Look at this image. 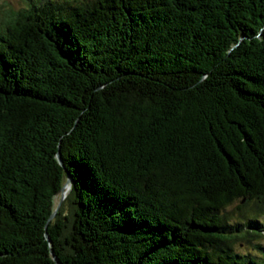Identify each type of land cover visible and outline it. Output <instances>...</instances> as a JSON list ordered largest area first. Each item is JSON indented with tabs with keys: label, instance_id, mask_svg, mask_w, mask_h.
<instances>
[{
	"label": "trees",
	"instance_id": "16d2710c",
	"mask_svg": "<svg viewBox=\"0 0 264 264\" xmlns=\"http://www.w3.org/2000/svg\"><path fill=\"white\" fill-rule=\"evenodd\" d=\"M251 210L264 0L0 2V264H264Z\"/></svg>",
	"mask_w": 264,
	"mask_h": 264
},
{
	"label": "rangeland",
	"instance_id": "374dc122",
	"mask_svg": "<svg viewBox=\"0 0 264 264\" xmlns=\"http://www.w3.org/2000/svg\"><path fill=\"white\" fill-rule=\"evenodd\" d=\"M1 1L2 0H0V2ZM9 1L13 2L15 5L22 3V0H9ZM60 196H61L60 193L56 195L57 204L60 200ZM240 202H241L240 200H236L227 207V209H229V211L231 212V216L234 218L236 217L237 219H239L238 212L240 209L238 208V204ZM249 214L252 215L256 214V216L264 220V211L256 212L255 210H251L249 211ZM233 249L239 253L253 254L257 256V258L260 261H263L264 260V230L261 235L254 237L253 240H246L242 238L237 239L233 244Z\"/></svg>",
	"mask_w": 264,
	"mask_h": 264
},
{
	"label": "water",
	"instance_id": "95a60500",
	"mask_svg": "<svg viewBox=\"0 0 264 264\" xmlns=\"http://www.w3.org/2000/svg\"><path fill=\"white\" fill-rule=\"evenodd\" d=\"M59 157H60V160L62 161V158H61L60 154H59ZM70 179H71V178L68 177V178H67V181H66V182L64 183V185L61 187V189H60V194H61V196H60V200H59V202H58V204H57V206H56L55 211L52 213V215H51L50 217L54 216L55 212H56V211L58 210V208L60 207V204H61L62 200L66 197V195H67L66 187H67V185H68L69 188L71 187ZM47 237H48V233H47Z\"/></svg>",
	"mask_w": 264,
	"mask_h": 264
},
{
	"label": "bare ground",
	"instance_id": "6f19581e",
	"mask_svg": "<svg viewBox=\"0 0 264 264\" xmlns=\"http://www.w3.org/2000/svg\"><path fill=\"white\" fill-rule=\"evenodd\" d=\"M69 190V187H68V185H67V187H66V191H68Z\"/></svg>",
	"mask_w": 264,
	"mask_h": 264
}]
</instances>
